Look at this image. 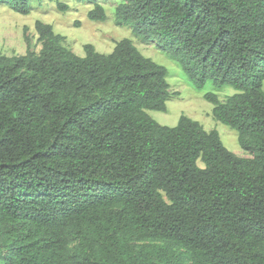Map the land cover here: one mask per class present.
<instances>
[{
	"label": "trees",
	"instance_id": "trees-1",
	"mask_svg": "<svg viewBox=\"0 0 264 264\" xmlns=\"http://www.w3.org/2000/svg\"><path fill=\"white\" fill-rule=\"evenodd\" d=\"M114 22L196 87L237 90L204 98L249 156L184 114L154 120L167 69L131 39L80 56L36 20L38 49L0 52V264H264V0H123Z\"/></svg>",
	"mask_w": 264,
	"mask_h": 264
},
{
	"label": "rangeland",
	"instance_id": "rangeland-1",
	"mask_svg": "<svg viewBox=\"0 0 264 264\" xmlns=\"http://www.w3.org/2000/svg\"><path fill=\"white\" fill-rule=\"evenodd\" d=\"M123 0H28L29 13L21 14L0 3V52L7 55L24 54L26 39L35 49L37 33L35 21L51 24L55 33L65 37V45L75 54L84 56V44H92L100 53H110L115 42L129 38L142 55L167 69V82L172 96L166 102V111L148 110V114L159 124L174 126L181 114L197 120L206 130L215 129L223 145L231 152L247 157L237 141V132L212 116L213 104L204 98L212 91L223 101L237 92L231 86L215 89L210 81L196 87L187 77L178 62L163 52L155 42H143L132 34L131 24L116 25L114 8ZM100 4L106 14L104 21H93L87 16L94 3ZM59 5H65L61 9ZM26 28V30H25Z\"/></svg>",
	"mask_w": 264,
	"mask_h": 264
}]
</instances>
